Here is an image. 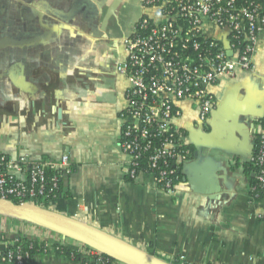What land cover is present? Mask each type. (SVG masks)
I'll use <instances>...</instances> for the list:
<instances>
[{
    "label": "crops",
    "instance_id": "obj_1",
    "mask_svg": "<svg viewBox=\"0 0 264 264\" xmlns=\"http://www.w3.org/2000/svg\"><path fill=\"white\" fill-rule=\"evenodd\" d=\"M122 1L0 0V153L27 164L68 154L62 191L69 196L50 209L166 262L264 264V196L252 195L244 171L264 118V36L258 74L239 71L215 87L209 131L198 110L182 104L177 123L192 156L169 192L149 173L132 180L126 172L120 142L128 83L115 65L125 58L127 34L110 26ZM39 227L0 215V264H15L5 255L18 236L47 242L48 251L28 264H81L57 248L83 251L85 243L49 228L42 236Z\"/></svg>",
    "mask_w": 264,
    "mask_h": 264
},
{
    "label": "built area",
    "instance_id": "obj_2",
    "mask_svg": "<svg viewBox=\"0 0 264 264\" xmlns=\"http://www.w3.org/2000/svg\"><path fill=\"white\" fill-rule=\"evenodd\" d=\"M142 7L143 15L123 38L125 58L115 65L128 83L120 146L130 179L149 173L157 187L174 192L182 166L192 156L187 134L177 123L182 104L191 103L206 125L217 101V85L239 71L258 74L264 0H142ZM250 162L256 167L252 189H263L264 118ZM48 168L56 173L48 175ZM70 171L68 154L27 164L25 157L14 161L0 153V197L50 208L61 178ZM39 228L42 236L50 234L46 227ZM83 252L89 257L88 250ZM5 257L28 264L30 254L18 246Z\"/></svg>",
    "mask_w": 264,
    "mask_h": 264
},
{
    "label": "water",
    "instance_id": "obj_3",
    "mask_svg": "<svg viewBox=\"0 0 264 264\" xmlns=\"http://www.w3.org/2000/svg\"><path fill=\"white\" fill-rule=\"evenodd\" d=\"M229 50V43H225ZM0 215L24 219L43 227L62 232L89 244L99 251L114 255L128 264H171L145 250L88 222L31 202H15L0 197Z\"/></svg>",
    "mask_w": 264,
    "mask_h": 264
},
{
    "label": "trees",
    "instance_id": "obj_4",
    "mask_svg": "<svg viewBox=\"0 0 264 264\" xmlns=\"http://www.w3.org/2000/svg\"><path fill=\"white\" fill-rule=\"evenodd\" d=\"M72 169V168H71ZM141 169H146V166H141ZM244 171L249 177V180L251 181L252 187L257 184L256 177L253 176V173L256 172L255 165L250 162L246 163L244 166ZM56 171L52 168H48V175L55 174ZM64 178H61L59 189L57 190V198L63 197V196H69L67 193H64L62 191V182ZM252 195L255 197H263L264 196V188L260 190H254L252 189ZM15 202H20L18 199H13ZM45 203L48 204L50 201L45 200ZM14 242H12L9 246V249H16L18 246H22L23 250L29 251L30 257L28 260L31 259L32 256H34L37 253H46L48 251V245L45 240H38V239H30L26 236H20L18 238V244L13 245ZM85 249L89 251V257L86 256L85 252L77 250L72 248L71 246L67 244H61L57 248V252L62 255H66L74 260L80 261L81 264H118L119 260L109 253H105L102 251H99L95 247L86 244L85 243ZM190 264V263H185Z\"/></svg>",
    "mask_w": 264,
    "mask_h": 264
},
{
    "label": "rangeland",
    "instance_id": "obj_5",
    "mask_svg": "<svg viewBox=\"0 0 264 264\" xmlns=\"http://www.w3.org/2000/svg\"><path fill=\"white\" fill-rule=\"evenodd\" d=\"M144 13L140 0H124L115 10V13L110 18V26L113 32L121 37L124 34H129L132 30V25ZM132 32V31H131Z\"/></svg>",
    "mask_w": 264,
    "mask_h": 264
},
{
    "label": "flooded vegetation",
    "instance_id": "obj_6",
    "mask_svg": "<svg viewBox=\"0 0 264 264\" xmlns=\"http://www.w3.org/2000/svg\"><path fill=\"white\" fill-rule=\"evenodd\" d=\"M122 47H123V43H122ZM216 106H217V102H216V104H215V106L213 108V111L215 110ZM213 111L211 112V114L213 113ZM201 129L204 130V131H209L210 130V126L208 124L201 125Z\"/></svg>",
    "mask_w": 264,
    "mask_h": 264
}]
</instances>
